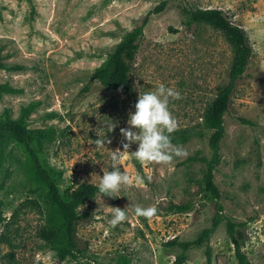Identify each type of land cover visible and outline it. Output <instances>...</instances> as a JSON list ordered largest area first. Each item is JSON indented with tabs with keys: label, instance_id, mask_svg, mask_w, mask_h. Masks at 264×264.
Returning <instances> with one entry per match:
<instances>
[{
	"label": "rangeland",
	"instance_id": "obj_1",
	"mask_svg": "<svg viewBox=\"0 0 264 264\" xmlns=\"http://www.w3.org/2000/svg\"><path fill=\"white\" fill-rule=\"evenodd\" d=\"M160 1L0 0V119L54 134L41 138L37 154L58 175L61 189L99 185L102 169L112 170V150L123 151L120 128L128 127L139 92L163 84L181 95L169 98L178 122L169 134L172 143L187 156L208 157L210 129L203 112L227 80L233 47L209 25L187 27L183 9H220L243 28L252 52L224 113L214 181L224 216L244 231L246 264H264V0H165L161 11L149 13L138 40L131 77L139 89L106 88L91 76L93 70ZM112 123L117 127L110 132ZM0 132V264H206L208 259L237 264L224 216L200 243L185 249L166 243L174 236L194 239L215 212L201 186L205 164L187 156L167 164L141 163L130 154L136 143L117 163L131 185H122L117 198L97 193L77 205L81 252L72 257L64 237L37 235L39 226L49 227L55 219L44 200L47 187L38 181L24 146L10 130ZM181 135L184 141L173 140ZM97 137L111 143L97 147ZM175 204L189 208L177 210ZM128 205L158 211L146 219L127 207L128 219L112 227L111 207Z\"/></svg>",
	"mask_w": 264,
	"mask_h": 264
},
{
	"label": "trees",
	"instance_id": "obj_2",
	"mask_svg": "<svg viewBox=\"0 0 264 264\" xmlns=\"http://www.w3.org/2000/svg\"><path fill=\"white\" fill-rule=\"evenodd\" d=\"M164 5L165 0H162L147 12L141 23L126 34L124 39L109 53L104 62L93 70L91 76L108 89L119 90L122 87V91L133 93L134 85L131 77V69L139 47L138 40L143 34L149 13L161 11ZM183 13L186 14L184 24L187 27L195 23L209 25L221 31L233 47L231 65L227 70V80L218 87L217 92L208 101L203 112V122L210 129L206 142L209 148V155L208 157H204L192 154L186 157L187 160L200 159L204 161L205 167L201 177V186L205 193H207L209 199L214 202L215 212L210 216L209 224L204 226L194 239L180 241L177 236H174L166 241L169 245L179 244L185 249L192 243L202 242L224 216L222 212L223 205L220 201L221 192L214 181V170L221 160L219 155V142L224 136L225 131L224 113L229 107L231 95L236 87L235 82L246 68L247 61L252 52V46L243 28L234 24L218 8H188L183 9ZM239 119L246 123H253L250 118L240 117ZM2 129L10 130L16 140L24 146L38 181L47 187L44 200L47 204V209L54 211L55 219L49 227L39 226L37 235L45 239L64 237L67 251L72 257L78 258L81 247L78 242V237H76L75 229L80 214L76 212V207L78 204L86 202L97 193H100L98 184L92 182L82 183L75 188L61 189L58 183V175L49 167L42 165L37 154V151L41 147V138L46 136L54 138V134L41 128H26L20 122L12 119H0V131ZM2 135L0 132V137ZM185 138V135H181L173 138V140L181 142ZM174 207L177 210H185L189 208V205L175 204ZM2 219L3 216L0 215V220ZM224 219L226 232H228L237 257V264L248 263L247 255L242 249L244 231L236 226L230 218L224 216ZM182 260L183 256L177 258V261ZM206 264H210L209 259Z\"/></svg>",
	"mask_w": 264,
	"mask_h": 264
},
{
	"label": "clouds",
	"instance_id": "obj_3",
	"mask_svg": "<svg viewBox=\"0 0 264 264\" xmlns=\"http://www.w3.org/2000/svg\"><path fill=\"white\" fill-rule=\"evenodd\" d=\"M139 89V81L134 85ZM119 91H122L119 89ZM169 98L180 99L181 95L172 88H167L163 84L159 85L155 91L140 93L134 105L135 112L128 113V127L120 128V135L123 151L119 148L112 150L111 160L113 164L111 171L103 168V175L100 176L98 185L99 192L103 196L117 198L121 186H130L132 181L127 172H122L117 163L124 153L129 152L131 144H138V149L130 154L141 163H163L172 162L175 157H186L187 151L178 145H174L170 135L178 127V122L169 110ZM110 132L116 127V123L109 125ZM135 129V130H134ZM111 140L99 138L94 140L97 147H103L105 142ZM127 141V142H124ZM132 207L137 217L151 219L157 214L155 206L128 205L123 210L119 207L112 208V219L109 221L112 227L128 219L126 208Z\"/></svg>",
	"mask_w": 264,
	"mask_h": 264
}]
</instances>
